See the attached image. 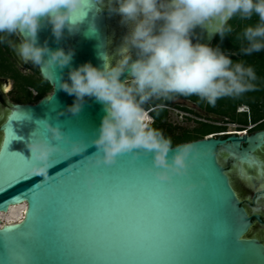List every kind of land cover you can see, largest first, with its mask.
Returning a JSON list of instances; mask_svg holds the SVG:
<instances>
[{
    "label": "water",
    "instance_id": "1",
    "mask_svg": "<svg viewBox=\"0 0 264 264\" xmlns=\"http://www.w3.org/2000/svg\"><path fill=\"white\" fill-rule=\"evenodd\" d=\"M87 10L85 8L74 14V19H79ZM90 22L95 25L96 31L93 35H86ZM216 36L217 33L210 32L207 27L197 26L191 38L193 43L210 46ZM36 42L39 46L46 43L51 50L63 48L67 52L71 49L74 55L70 65L63 70L36 66L39 77L50 85L51 93L35 104H13L8 107L5 116L0 117V214L8 213L12 207L25 205L23 217L17 223L0 227V264H264V244L250 236L252 220L262 222L259 216L248 215L232 186L230 173L233 174V171L225 167L227 165L236 170L239 178L256 190L259 200L263 199L264 129L251 134L233 133L226 137L221 133L173 147L176 149L191 144L194 160L188 176L174 177L173 182L179 180L186 187L204 179L208 187L202 193L194 191L190 197L181 200L168 215L166 223L154 230L153 243L132 241L116 246L109 236H101L93 228H79L74 206L78 197L86 200L89 194L84 183L86 177L77 178L71 172L82 168L83 163L88 161L86 157L96 151L90 142L95 138L105 113L100 103L86 98L77 115L61 114L66 106L72 104L74 97L56 90V86L61 76L64 80L68 79L70 68L85 62L103 67L102 54H110V31L105 12H97L93 7L79 31L69 34L65 30L59 41L53 37L51 25L44 24L37 33ZM14 52L21 62L17 51ZM127 76L125 72L120 79ZM37 119H47L50 124L62 129L70 141H82L88 147L82 156H71L68 151L70 145L61 143L59 147L62 151L53 153L48 161L47 179L33 175L29 165L24 179L4 186L3 179L13 163L30 161V152L25 146L30 133L47 139L48 134L43 127H35ZM129 161L133 162L132 165L128 164ZM213 162L223 174L227 191L232 197L231 207L225 215L215 211L212 181L203 175L211 172ZM133 167H152L151 154L141 155L135 160L130 154H123L117 157L114 165L93 169L108 177V184L101 182L99 188L93 186L97 197H104L111 185L138 183L132 173ZM47 182L51 186L42 188ZM238 188L243 197L249 198L250 192L246 188L240 184ZM131 191L135 192L134 199L147 194ZM32 193H35L42 211L31 224L29 234L18 237L11 229L31 220ZM251 234L264 237V233L256 228Z\"/></svg>",
    "mask_w": 264,
    "mask_h": 264
},
{
    "label": "clouds",
    "instance_id": "2",
    "mask_svg": "<svg viewBox=\"0 0 264 264\" xmlns=\"http://www.w3.org/2000/svg\"><path fill=\"white\" fill-rule=\"evenodd\" d=\"M93 7L97 12L119 15L130 30L113 54H102L103 67L85 62L70 68L67 80L60 77L56 90L74 97L61 114L75 116L86 98H93L105 114L90 142L96 151L86 157L89 163L98 168L114 165L123 154H130L133 160L151 154L149 173L173 191V178L188 176L194 163L193 146L174 149L170 138L151 127L144 105L153 98L168 99L172 94L196 95L214 105L222 96L251 88L249 82L255 79L251 66L234 63L219 47L193 43L191 36L200 26L223 37L231 31L229 20L237 16L247 20L255 15L259 23L244 29L247 47L242 52H260L264 50V0H0V34L22 35L16 51L23 62L63 70L70 65L74 52L51 50L46 43L39 46L37 33L47 24L57 41L65 30L75 34ZM85 8L88 10L74 19V14ZM95 31L90 22L86 35ZM125 72L128 76L121 80ZM34 124L48 134L42 139L32 132L25 144L30 160L35 161L31 167L35 176L48 178V161L53 153L62 151L61 143L70 145L71 156H82L88 147L82 141H70L47 119H37ZM84 183L91 189L95 178L88 176ZM194 187L186 186L188 190Z\"/></svg>",
    "mask_w": 264,
    "mask_h": 264
},
{
    "label": "snow or ice",
    "instance_id": "3",
    "mask_svg": "<svg viewBox=\"0 0 264 264\" xmlns=\"http://www.w3.org/2000/svg\"><path fill=\"white\" fill-rule=\"evenodd\" d=\"M207 147V146H206ZM245 159H248L245 156ZM132 161L128 164L132 165ZM33 166L32 160L27 163L18 160L13 163L7 171L3 185H10L14 181L22 180L27 175V169ZM89 161H85L82 168L71 172V175L79 178L94 177L96 188L100 187L101 182L108 184V177L103 172H94ZM149 168H132V173L138 183L114 184L108 187L104 197L98 198L94 187H86L88 198L81 200L74 206L78 213L77 226L95 229L101 236L107 235L111 238L113 245L120 246L128 242L136 241L143 244L154 242L153 232L157 226H163L168 215L180 204L181 200L190 197L195 193H202L207 187L208 182L201 179L195 187L188 190L179 180L173 182L169 191V185L164 186L156 183L157 181L148 171ZM211 181V188L214 193V207L219 215H225L231 207V194L227 191L223 174L216 168L215 162L211 167V172H205ZM154 178V179H153ZM203 181V183H201ZM188 184V185H189ZM93 185V186H94ZM51 186L49 182L41 187ZM136 190L143 193V198H133ZM42 209L38 206L35 193L31 194V220L22 223L20 227L11 229L18 237H26L29 234L31 224L35 222ZM7 239V238H6Z\"/></svg>",
    "mask_w": 264,
    "mask_h": 264
},
{
    "label": "trees",
    "instance_id": "4",
    "mask_svg": "<svg viewBox=\"0 0 264 264\" xmlns=\"http://www.w3.org/2000/svg\"><path fill=\"white\" fill-rule=\"evenodd\" d=\"M257 23H259V18L255 15L247 20H242L238 16L234 17L228 21L231 31L226 32L223 37L217 34L210 44L213 48L219 47L225 55L230 56L234 63L241 62L245 67L251 66L253 68L255 79L249 82L252 85L251 88L240 94L222 96L217 99L214 105H210L206 100L196 95L172 94L170 98L182 97L196 103L205 111L207 117L205 122H197L198 127L181 134H174L171 126L166 124L167 110L156 108L158 104L162 103V99L152 102L154 123L151 127L162 132L166 138H170L173 147L226 132L224 126L211 123L210 117H214L215 120L225 124H236L239 126L238 131H244L245 127L250 125L256 126V129H264V50L254 52L251 55H245L242 52V49L247 47V42L242 36L244 29L248 26H255ZM33 70L35 73L28 77H22L19 74L16 76L17 89L23 80L25 85L30 88V90L25 88V96L22 97L26 104H35L51 93L48 82L39 77L37 68H33ZM170 98L166 99L164 104H168ZM239 106H246L248 111L237 112ZM145 107L146 109L150 108L149 105H145Z\"/></svg>",
    "mask_w": 264,
    "mask_h": 264
},
{
    "label": "flooded vegetation",
    "instance_id": "5",
    "mask_svg": "<svg viewBox=\"0 0 264 264\" xmlns=\"http://www.w3.org/2000/svg\"><path fill=\"white\" fill-rule=\"evenodd\" d=\"M104 12H105V15L107 18L108 27H109V31H110V54H112L113 43L115 41H117L116 47L114 48V52H115L116 49H118L121 46V44L123 42V38L125 37V35H127V33L129 32L130 25L122 24L121 23V17L119 15L109 14L107 11H104ZM21 40H22V37L20 34H13V35L0 34V67L2 68V67H5L7 65H8L7 67H9L8 71H6V72L0 71V80L4 81L3 84H0V101L1 102H2V95L4 93V90H6V88L8 89L10 82H12V85H11L12 89H11V91L7 90V92H13L14 93L15 90L16 91L19 90L16 87V82H18L16 80L17 74L21 75L22 77H28V76L32 75L33 73H35L33 68H37L35 65H33L31 63H25L22 60L20 62L17 59L14 50H16V47L21 42ZM22 70H24L27 73H23ZM26 88L28 90H30L29 87H26ZM159 99H162V103L158 104V106L156 108L166 109L168 119H169L171 111H175V112L180 113L182 115H190V114L195 115V117L197 119L196 124H197V122L200 121V117H206L205 111L203 109H201L200 107H198L196 103H193L188 99L174 96V97L170 98V101L168 102V104H164V103H166V99H164V98H159ZM156 100H158V99L153 98L152 100H150L148 103L145 104V105L150 106L149 109H146V107L144 105V108L147 111L149 118L151 120V126L154 123V119L152 116V111L154 108L151 106V104H152V102H154ZM3 103L7 107L6 110L8 109L9 106H11L5 102H3ZM161 105H162V107H160ZM168 119L166 122L167 125H169ZM238 128L233 130L237 134H244V133L245 134H251V133H254L256 131L261 130V129H256V126H252V125L245 127L244 131H238ZM223 134H225V137L230 135L227 131L224 132ZM263 154H264V151H263ZM225 167L228 171H230V170L233 171V174L230 173V179H231L232 186H233L234 190L236 191L237 195L239 196V198L242 202V205L246 209L248 215L249 216L257 215V216H259V218L262 222L260 224L255 219L252 220L253 225H252V228L250 231V236H254V237L258 238L264 244V237L262 235L251 234L255 228L258 229L259 232L264 233V198L259 200V198L255 195L256 190H253V188L248 186L244 180L239 178V174L236 170H234L232 167H228L227 165H225ZM238 184L242 185L244 188H246L250 192L249 198L242 196V194L238 188Z\"/></svg>",
    "mask_w": 264,
    "mask_h": 264
},
{
    "label": "rangeland",
    "instance_id": "6",
    "mask_svg": "<svg viewBox=\"0 0 264 264\" xmlns=\"http://www.w3.org/2000/svg\"><path fill=\"white\" fill-rule=\"evenodd\" d=\"M116 43H117V41H115L113 43L112 54L114 52V48L116 47ZM7 66L2 67V68L0 67V71L1 72L8 71L9 67H7ZM22 72L23 73H27L24 70H22ZM3 83H4V81L0 80V84H3ZM9 84L10 85L8 86L7 90L11 91L12 82H10ZM25 84L26 83H24V80H23V82L20 84V86L18 88L19 90L18 91L15 90L14 93L13 92H7V90H4V93L2 95V102L0 101V117L5 116V114H6V108L7 107H6V105L3 102H5V103H7L9 105H12V104H26V103L23 102V98H22V97L25 96L24 92H25V88L27 87ZM243 111L247 112L248 108L246 106H239L238 109H237V112H243ZM210 118L211 119H209V120H210L211 123H214L216 125L224 126L226 128L227 132L229 130H234V129L239 127L236 124H231V123L225 124L222 121L215 120L214 117H210ZM206 120H207V117H200V121L201 122H205ZM196 121H197V119H196L195 115H193V114L182 115V114L177 113L175 111H171L170 112V116H169V119H168V123L172 127V131H173L174 134H181L182 132L191 131L195 127H198V123L196 124Z\"/></svg>",
    "mask_w": 264,
    "mask_h": 264
},
{
    "label": "bare ground",
    "instance_id": "7",
    "mask_svg": "<svg viewBox=\"0 0 264 264\" xmlns=\"http://www.w3.org/2000/svg\"><path fill=\"white\" fill-rule=\"evenodd\" d=\"M228 133L233 134L235 132L233 130H229ZM24 211H25V205L22 204L10 208L9 212L6 214H0V227L17 223L23 217Z\"/></svg>",
    "mask_w": 264,
    "mask_h": 264
}]
</instances>
